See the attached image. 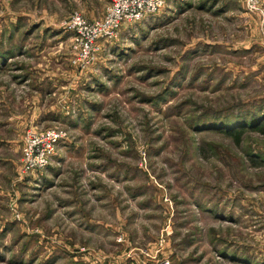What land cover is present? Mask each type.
Returning <instances> with one entry per match:
<instances>
[{
  "label": "rangeland",
  "instance_id": "rangeland-1",
  "mask_svg": "<svg viewBox=\"0 0 264 264\" xmlns=\"http://www.w3.org/2000/svg\"><path fill=\"white\" fill-rule=\"evenodd\" d=\"M108 3L0 0V264H264V0H165L81 68Z\"/></svg>",
  "mask_w": 264,
  "mask_h": 264
},
{
  "label": "built area",
  "instance_id": "built-area-1",
  "mask_svg": "<svg viewBox=\"0 0 264 264\" xmlns=\"http://www.w3.org/2000/svg\"><path fill=\"white\" fill-rule=\"evenodd\" d=\"M165 0H109L103 15L87 19L74 12L63 23L72 36V63L81 68L96 60L100 44L116 38L124 25L143 20L157 13ZM250 10H258L259 0H245ZM65 132L58 128L28 129L21 147L22 169L40 171L44 169Z\"/></svg>",
  "mask_w": 264,
  "mask_h": 264
},
{
  "label": "crops",
  "instance_id": "crops-1",
  "mask_svg": "<svg viewBox=\"0 0 264 264\" xmlns=\"http://www.w3.org/2000/svg\"><path fill=\"white\" fill-rule=\"evenodd\" d=\"M102 16V15H101ZM101 16H98V17H93V18H87V19H96V18H100Z\"/></svg>",
  "mask_w": 264,
  "mask_h": 264
},
{
  "label": "trees",
  "instance_id": "trees-1",
  "mask_svg": "<svg viewBox=\"0 0 264 264\" xmlns=\"http://www.w3.org/2000/svg\"><path fill=\"white\" fill-rule=\"evenodd\" d=\"M255 128H258V127H255ZM260 130H262L261 128H259Z\"/></svg>",
  "mask_w": 264,
  "mask_h": 264
}]
</instances>
